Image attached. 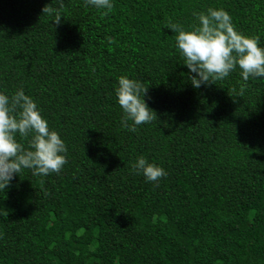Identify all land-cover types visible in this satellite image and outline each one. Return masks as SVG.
<instances>
[{"label": "trees", "instance_id": "obj_1", "mask_svg": "<svg viewBox=\"0 0 264 264\" xmlns=\"http://www.w3.org/2000/svg\"><path fill=\"white\" fill-rule=\"evenodd\" d=\"M113 2L63 0L56 25L55 0H0V90L23 88L67 146L58 174L0 190V264H264V78L193 87L166 26L223 8L264 46V0ZM122 75L157 113L134 132ZM139 156L167 175L147 181Z\"/></svg>", "mask_w": 264, "mask_h": 264}, {"label": "clouds", "instance_id": "obj_2", "mask_svg": "<svg viewBox=\"0 0 264 264\" xmlns=\"http://www.w3.org/2000/svg\"><path fill=\"white\" fill-rule=\"evenodd\" d=\"M59 7L46 5L43 13L52 16L56 25L61 23L63 0H55ZM85 4L102 10L107 15L114 7L113 0H85ZM196 21L189 27L179 23L166 26L173 30L175 47L190 73L195 88L227 78L239 68L244 81L264 78V46L259 36H249L236 29L231 15L223 8L209 7L195 12ZM147 89L126 75L118 78L115 89L122 109L121 126L136 131L137 126L151 122L156 112L145 99ZM244 88L241 87L240 95ZM27 140V146L21 140ZM67 146L62 135L50 128L37 101L23 88L11 95L0 90V190L7 189L11 181L24 169L33 175L47 176L59 173L67 163ZM136 173L147 181H158L166 170L147 157H137L133 164Z\"/></svg>", "mask_w": 264, "mask_h": 264}]
</instances>
